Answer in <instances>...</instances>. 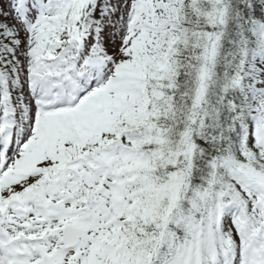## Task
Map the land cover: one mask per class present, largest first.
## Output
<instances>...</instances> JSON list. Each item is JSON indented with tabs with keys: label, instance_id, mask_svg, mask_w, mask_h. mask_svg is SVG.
Wrapping results in <instances>:
<instances>
[{
	"label": "snow or ice",
	"instance_id": "6c2138e0",
	"mask_svg": "<svg viewBox=\"0 0 264 264\" xmlns=\"http://www.w3.org/2000/svg\"><path fill=\"white\" fill-rule=\"evenodd\" d=\"M0 264H264V0H0Z\"/></svg>",
	"mask_w": 264,
	"mask_h": 264
}]
</instances>
